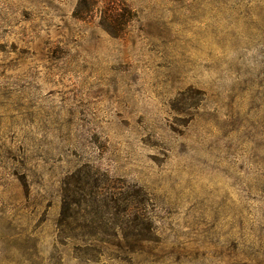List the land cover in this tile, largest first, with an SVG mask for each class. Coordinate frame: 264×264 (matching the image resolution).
<instances>
[{
	"label": "rangeland",
	"instance_id": "rangeland-1",
	"mask_svg": "<svg viewBox=\"0 0 264 264\" xmlns=\"http://www.w3.org/2000/svg\"><path fill=\"white\" fill-rule=\"evenodd\" d=\"M104 1L0 0V264H264V0Z\"/></svg>",
	"mask_w": 264,
	"mask_h": 264
},
{
	"label": "trees",
	"instance_id": "trees-1",
	"mask_svg": "<svg viewBox=\"0 0 264 264\" xmlns=\"http://www.w3.org/2000/svg\"><path fill=\"white\" fill-rule=\"evenodd\" d=\"M92 3H86V5L84 6V10H80L76 12V16L78 19H84L88 16V14H90L93 11L94 8V1H90ZM102 4H103V12L101 11L100 14H102L103 20H107L109 18L110 19H117L119 16V13L117 11H112L111 10V6L109 5L110 2L108 3L107 1L101 0ZM88 5V6H87ZM121 17H124L123 14H121ZM111 21V20H110ZM119 28V27H117ZM85 196V195H84ZM86 197V196H85Z\"/></svg>",
	"mask_w": 264,
	"mask_h": 264
}]
</instances>
